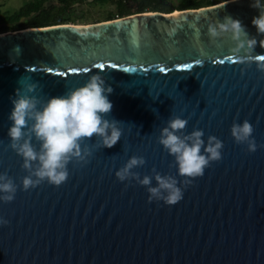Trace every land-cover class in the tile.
Instances as JSON below:
<instances>
[{
    "label": "water",
    "instance_id": "1",
    "mask_svg": "<svg viewBox=\"0 0 264 264\" xmlns=\"http://www.w3.org/2000/svg\"><path fill=\"white\" fill-rule=\"evenodd\" d=\"M258 12L251 0H229L0 32V171L20 185L14 199L0 200V216L10 221L0 225V264H264V71L256 60L234 58L230 34L214 40L207 30L218 16L239 17L258 37L259 58L264 34L252 23ZM109 59L102 70L113 85L108 115L124 121L121 138L94 147L87 162L69 161L59 185L44 180L24 189L27 169L7 135L20 80H39V95L57 94ZM69 67L81 72L63 76ZM54 68L61 72H49ZM175 114L188 117L185 131L200 127L205 139L222 138V157L192 178L179 201H150L146 185L122 181L115 170L142 154L141 175L155 165L179 176L174 156L157 140ZM244 118L254 125L255 151L231 134L233 120ZM94 141L95 134L84 142Z\"/></svg>",
    "mask_w": 264,
    "mask_h": 264
},
{
    "label": "clouds",
    "instance_id": "2",
    "mask_svg": "<svg viewBox=\"0 0 264 264\" xmlns=\"http://www.w3.org/2000/svg\"><path fill=\"white\" fill-rule=\"evenodd\" d=\"M228 2L224 0L225 4ZM251 6L259 10L252 23L256 25L257 33L264 34V0H251ZM207 30L214 40L230 34L234 41L231 48L234 58L246 64L256 60L257 67L264 71V60L255 53L258 37L249 34L239 17L218 16L208 23ZM259 43L264 46V41L259 39ZM100 69L91 72L82 84L66 87L57 94L39 95V80L31 77L20 80L15 94L11 95L12 108L8 113L11 123L7 135L9 146L23 157L22 167L27 169L21 177L24 189L44 180L59 185L69 176V161L76 158L87 162L94 147L112 146L121 138L124 121L108 115L113 106L109 98L113 85L107 82L104 68ZM187 121V116L171 115L157 136L167 152L174 156L172 163L179 176L162 173L155 165L151 172L141 175L136 166L146 162L142 154L129 156L116 168L115 175L122 181L132 182L135 178L136 182L146 185L150 201L162 199L169 204L179 201L184 189L193 182L192 178L203 175L207 165L222 157L224 145L223 139L215 133H209L205 139L203 128L185 131ZM253 131L254 125L248 118L233 120L231 134L237 143H245L249 151H255L259 146ZM93 134L95 141L85 143V138ZM19 186L7 170L0 171V200L14 199ZM8 223V218L0 216V225Z\"/></svg>",
    "mask_w": 264,
    "mask_h": 264
},
{
    "label": "trees",
    "instance_id": "3",
    "mask_svg": "<svg viewBox=\"0 0 264 264\" xmlns=\"http://www.w3.org/2000/svg\"><path fill=\"white\" fill-rule=\"evenodd\" d=\"M79 1L31 0L11 13L2 10L0 4V32L65 22L79 23L77 19L84 18V15L76 10V4ZM220 1L222 0H95L99 4H115V10H110L101 20L147 10L171 12L174 9L198 8Z\"/></svg>",
    "mask_w": 264,
    "mask_h": 264
},
{
    "label": "rangeland",
    "instance_id": "4",
    "mask_svg": "<svg viewBox=\"0 0 264 264\" xmlns=\"http://www.w3.org/2000/svg\"><path fill=\"white\" fill-rule=\"evenodd\" d=\"M31 0H0L2 10L5 12H13ZM177 1V0H173ZM224 1V0H222ZM79 13L84 15V18L77 19L79 23H92L96 20L105 18L107 13L115 10V4L105 3L99 4L95 0H80L76 4ZM97 22V21H96Z\"/></svg>",
    "mask_w": 264,
    "mask_h": 264
},
{
    "label": "snow or ice",
    "instance_id": "5",
    "mask_svg": "<svg viewBox=\"0 0 264 264\" xmlns=\"http://www.w3.org/2000/svg\"><path fill=\"white\" fill-rule=\"evenodd\" d=\"M259 59L264 60V56L259 57ZM193 63L198 65L199 61L194 60ZM110 64H111V59L106 60V62L105 61H101L99 63V65H98V67L99 68H105V67H107ZM121 67H123V65H115V68L119 69ZM141 67H143V66H141ZM175 67L178 68V69H181V70H187V69L191 68L192 65H189V64H176ZM84 71H87V69H84ZM164 71L167 72L168 71L167 68H164ZM49 72L60 73L61 69L60 68L49 69ZM79 72H81V68H79V67H69V68H67V71L65 73H62V75L66 77L68 74H76V73H79Z\"/></svg>",
    "mask_w": 264,
    "mask_h": 264
}]
</instances>
